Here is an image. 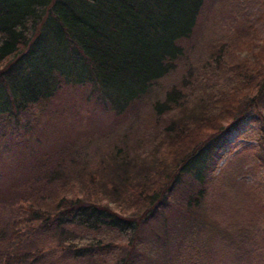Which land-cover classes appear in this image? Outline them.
I'll return each instance as SVG.
<instances>
[{
    "label": "trees",
    "instance_id": "obj_1",
    "mask_svg": "<svg viewBox=\"0 0 264 264\" xmlns=\"http://www.w3.org/2000/svg\"><path fill=\"white\" fill-rule=\"evenodd\" d=\"M79 99L115 148L52 132ZM238 131L257 147L224 158ZM260 166L264 0H0V264H264Z\"/></svg>",
    "mask_w": 264,
    "mask_h": 264
},
{
    "label": "rangeland",
    "instance_id": "obj_2",
    "mask_svg": "<svg viewBox=\"0 0 264 264\" xmlns=\"http://www.w3.org/2000/svg\"><path fill=\"white\" fill-rule=\"evenodd\" d=\"M214 21V20H213ZM211 24V25H210ZM214 25V24H213ZM212 21L209 22H202L199 25H197L196 29L193 31L192 36L190 37V39L188 40V44H192L195 46V48L198 51H202V47H203V51H206V47L208 46V44H210L207 40L208 38H212ZM185 45V46H186ZM180 71V68L178 67L176 69L175 72H173L167 79H163L161 81V89L165 90L167 87V81H177V76ZM168 81V82H169ZM66 98V99H70V89L67 88V90L64 92V94H62L61 98ZM78 97V95H77ZM57 102H59V100L57 99ZM82 101L79 99L76 101V107L80 104L79 106V111L80 114L82 116V119L80 120V123H74L71 121L70 118V113H66V119L65 121H63L62 119H58L59 117H55L53 122V125L50 126L51 130L53 133H56L58 135V132H64V131H68V133L66 134V136H68L70 138V135H72L73 133H77L78 131L80 132H85V134L91 136V138L94 139V137L97 134H104V135H109V136H113L114 134V125L117 121H119V117H113L110 113L105 112V111H97L95 110H91L88 114L85 113L87 109L90 108V105L88 107H83V104L81 103ZM147 118L148 114L145 115V112H143V116L142 118ZM45 119V118H44ZM41 120V121H44ZM87 119V120H86ZM39 123H40V119H39ZM125 124H123L124 127ZM254 124L253 122H245L242 126L241 130H245V131H251L254 128ZM65 129V130H64ZM118 130V129H117ZM240 131L238 132H232L231 135H229L225 145L223 146V150H227L225 157L224 158H229L230 156H232L234 153H246L247 151L244 149L245 147H252L253 149H255L256 144L254 143V140L251 141H245L242 140L240 138V136L238 135ZM124 132L118 134V136L123 135ZM104 135L100 136L97 135V137L102 138L101 140V144H106V141L104 138ZM117 132L116 135L114 134V137L111 138L110 144H109V150L112 148H115L117 146V144H119V141H117ZM243 146V147H242ZM108 150V151H109ZM224 158H222V160L217 164L218 167H220L224 162ZM259 173L256 170H253L252 173H248V184H249V188H252L254 186H256L257 188H260V190L262 189V184H263V180H264V168L262 166H260L259 168ZM215 175V173H214ZM216 176V175H215ZM12 178L7 177L4 181V187H6V185H8L9 183H11ZM215 185V184H214ZM245 187V186H244ZM247 188V187H245ZM219 186L216 187V190H210L209 195L207 196H212L211 199H209L210 202V208L215 209L217 212L219 210V208L222 206V202L224 201V195L226 196L227 194L225 193L224 195L222 194V191H218ZM262 192V191H261ZM252 193V194H251ZM251 195L250 196V200L253 202L252 208L257 209L260 205H261V195L259 194V190H251ZM212 194V195H211Z\"/></svg>",
    "mask_w": 264,
    "mask_h": 264
}]
</instances>
